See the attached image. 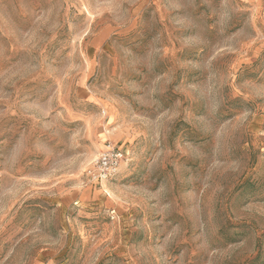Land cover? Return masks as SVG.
Segmentation results:
<instances>
[{
	"label": "rangeland",
	"instance_id": "obj_1",
	"mask_svg": "<svg viewBox=\"0 0 264 264\" xmlns=\"http://www.w3.org/2000/svg\"><path fill=\"white\" fill-rule=\"evenodd\" d=\"M0 264H264V0H0Z\"/></svg>",
	"mask_w": 264,
	"mask_h": 264
},
{
	"label": "built area",
	"instance_id": "obj_2",
	"mask_svg": "<svg viewBox=\"0 0 264 264\" xmlns=\"http://www.w3.org/2000/svg\"><path fill=\"white\" fill-rule=\"evenodd\" d=\"M129 160V154L122 146L110 144L95 160L92 170L93 177L97 180L108 181L118 175L121 167Z\"/></svg>",
	"mask_w": 264,
	"mask_h": 264
}]
</instances>
